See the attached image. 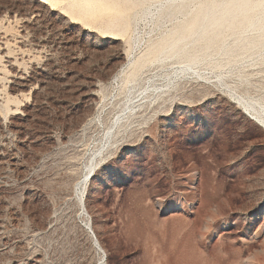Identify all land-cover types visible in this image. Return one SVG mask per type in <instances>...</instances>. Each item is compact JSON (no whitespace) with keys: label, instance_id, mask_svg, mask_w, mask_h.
Here are the masks:
<instances>
[{"label":"rangeland","instance_id":"obj_1","mask_svg":"<svg viewBox=\"0 0 264 264\" xmlns=\"http://www.w3.org/2000/svg\"><path fill=\"white\" fill-rule=\"evenodd\" d=\"M90 1L0 0V264H264V130L209 66L94 159L122 97L113 77L179 18L121 33ZM242 58L248 90H264V62Z\"/></svg>","mask_w":264,"mask_h":264},{"label":"bare ground","instance_id":"obj_2","mask_svg":"<svg viewBox=\"0 0 264 264\" xmlns=\"http://www.w3.org/2000/svg\"><path fill=\"white\" fill-rule=\"evenodd\" d=\"M94 1L115 12L114 26L121 33L143 17H155L157 25L169 17L179 18L113 77L123 75L122 97L116 114L106 124L94 159L109 148L116 131L142 105L146 103L150 106L153 98L166 95L182 75L192 73L204 77L202 70L205 66L215 70L217 83L236 107L264 130V90L251 93L247 88L249 77L240 71L245 61L243 54L264 62V0H198L199 5L196 6H191L193 0ZM95 2L90 1L86 6H93ZM138 42V35L126 40L128 48ZM153 64L156 69L149 72ZM233 71L245 84L241 89L227 81ZM153 128V125L149 126V131ZM94 167L92 161L85 178L77 185L80 202L86 201L83 190ZM196 181L193 175L191 185L195 197Z\"/></svg>","mask_w":264,"mask_h":264},{"label":"snow or ice","instance_id":"obj_3","mask_svg":"<svg viewBox=\"0 0 264 264\" xmlns=\"http://www.w3.org/2000/svg\"><path fill=\"white\" fill-rule=\"evenodd\" d=\"M46 2H47V0H46Z\"/></svg>","mask_w":264,"mask_h":264}]
</instances>
